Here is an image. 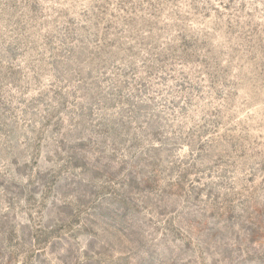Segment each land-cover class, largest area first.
I'll list each match as a JSON object with an SVG mask.
<instances>
[{"label":"rangeland","instance_id":"1","mask_svg":"<svg viewBox=\"0 0 264 264\" xmlns=\"http://www.w3.org/2000/svg\"><path fill=\"white\" fill-rule=\"evenodd\" d=\"M0 264H264V0H0Z\"/></svg>","mask_w":264,"mask_h":264}]
</instances>
